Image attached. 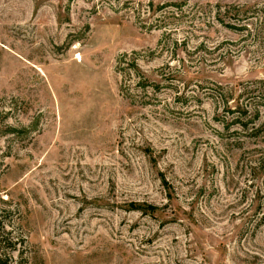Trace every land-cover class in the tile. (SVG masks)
<instances>
[{
	"label": "rangeland",
	"instance_id": "obj_1",
	"mask_svg": "<svg viewBox=\"0 0 264 264\" xmlns=\"http://www.w3.org/2000/svg\"><path fill=\"white\" fill-rule=\"evenodd\" d=\"M0 264H264V0H0Z\"/></svg>",
	"mask_w": 264,
	"mask_h": 264
}]
</instances>
